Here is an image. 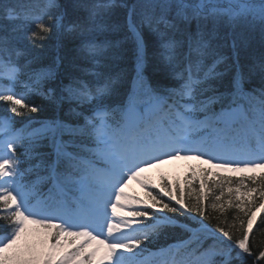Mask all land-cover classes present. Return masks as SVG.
I'll use <instances>...</instances> for the list:
<instances>
[{"label":"snow or ice","instance_id":"1","mask_svg":"<svg viewBox=\"0 0 264 264\" xmlns=\"http://www.w3.org/2000/svg\"><path fill=\"white\" fill-rule=\"evenodd\" d=\"M117 8L126 25L111 21ZM0 21L11 25L0 24V103L12 114L0 115V264H264L254 228L264 213V52L245 60L257 31L264 48V0H0ZM145 27L157 38L151 55ZM127 40L132 90L115 103L125 76L110 64ZM152 59L177 87L149 81ZM254 77L260 86L248 89ZM29 97L56 114L17 128L13 117L42 110ZM44 140L54 160L39 151ZM193 157L251 174L193 171L185 187L143 176ZM130 180L147 201L126 193Z\"/></svg>","mask_w":264,"mask_h":264},{"label":"trees","instance_id":"2","mask_svg":"<svg viewBox=\"0 0 264 264\" xmlns=\"http://www.w3.org/2000/svg\"><path fill=\"white\" fill-rule=\"evenodd\" d=\"M60 2L64 3L65 0H60ZM127 2L129 4H133L136 2V0H127ZM110 19H111V21L117 22L121 25H126V23H127V12L125 9L117 8L114 10L113 15ZM0 24L6 25L9 28L11 27V25H7V22L0 21ZM194 26L195 25L193 24V28H194ZM125 32H126V27L120 33L110 35L109 38L110 39H123ZM144 37H145V41H146L147 46H148L149 54L151 55L153 52L156 51L157 38L154 34L149 32L147 27L144 28ZM103 38H104L103 36L98 37L99 40H102ZM55 43H56V38L54 36L50 37L47 40L45 47H44V51L46 52L48 58L45 59V61H44L45 63H47L48 59H50L51 54H52V50H53V46L55 45ZM78 44H79V40L67 42V48L74 49L76 46H78ZM123 49H124L123 58L118 62L110 64V70L111 71H114V72H121L122 71L124 73V76H125V79L121 85L120 96L114 100L115 103H119L121 99L126 100L127 94L132 90V78L134 76V45L130 40H127L123 44ZM262 52H264V48H262L260 45L259 32L257 31L254 34L253 41L251 42L248 56L245 57L246 62H251L252 57L259 58ZM225 54L230 55V51L228 49H225ZM70 59H74L75 63H77L81 66H88L86 61L80 59L78 56H75V54H73V56L70 57ZM161 67L162 66L158 64L157 60L152 59L150 61L148 68L146 70V76L148 77L149 81L153 85L161 84V85H164L166 87H177L178 81L172 79L171 77H166L164 74H162V72L160 71ZM229 78L230 77L226 74L224 82L227 83ZM89 79H90V77H89ZM64 82L67 83L66 78L64 79ZM259 86H260L259 77H254L252 79V81L246 85V87L248 89H251L252 87L258 88ZM18 90L22 91V89H18ZM29 99L34 100L36 104L40 105L42 110L38 113H29L25 117H13L16 121V127L17 128L26 125L29 120L34 122L32 125L33 127L39 128L40 127V123H39L40 121L51 119L56 114V110L47 100H44L40 97H29ZM110 102H113V101H110ZM82 110L85 112V114H89L87 107L83 108ZM65 111H66V106L64 107V109H62L60 111L59 114L63 117ZM0 115H12L11 113L6 112V106L3 103H0ZM81 122H82V120H81ZM39 151H41L45 154H49L48 155L49 160L55 159L54 150L51 147L50 142L48 140L42 141V147L39 149ZM25 166H27V165H25ZM97 166H103V162L102 161L99 162ZM165 167L166 166L164 165V168ZM205 169H211V171H213V172H220L222 175H228V176H232V177H238L241 175L251 174V173H236V172H229V171H225V170H219V169L213 168L212 165H209V164L204 163V162H200V163H197V164H194L191 166L186 165V170L184 169L185 171L180 170L178 168H176L175 171H172L170 169L169 170L164 169L160 173L159 176L150 175L148 177V179H150L155 184H159L161 182L160 178L163 176V177H166L170 182H173V183H175L176 181H179L180 185L182 187H185V178L188 177L191 172L195 171L197 174H201L203 172V170H205ZM260 172H264V169L263 170H256V174H259ZM49 187H50V185L42 187L41 192L43 195H46L48 193ZM147 192H148V190H146L143 187L142 192L138 193L136 196H138L142 200L147 201L149 199ZM186 195H187V193H186ZM128 210H131V209H128ZM262 215H264V213L257 212V223H256V225H254L255 232H256V238L258 240L264 239V236H261V234H260V230L262 228H264V224L260 223V217ZM179 237H180V233L178 230H176L175 232H170L167 237H163L160 239V241L157 243L156 247L167 246V244L174 243ZM207 243L210 244L211 240L207 241ZM152 250L155 251L156 248L154 247V248H152ZM249 264H251V261L249 262Z\"/></svg>","mask_w":264,"mask_h":264},{"label":"rangeland","instance_id":"3","mask_svg":"<svg viewBox=\"0 0 264 264\" xmlns=\"http://www.w3.org/2000/svg\"><path fill=\"white\" fill-rule=\"evenodd\" d=\"M199 161L207 163V158L203 159H196V158H188V159H184V158H180V159H175V160H167L164 163L157 165L155 167L152 168H148L145 170V172L143 173V176L147 177L149 173H152L153 175L157 176L160 174L161 170L164 169H170L172 171H175L176 168L185 171L186 170V165H193L198 163ZM209 164V163H207ZM164 165L166 166L164 168ZM185 169V170H184ZM218 169V168H216ZM219 170H223V169H219ZM227 171V170H226ZM231 171V170H228ZM232 172V171H231ZM142 186L139 181L137 180H130L128 181V186L126 187L125 191L126 193H128L129 195H135L137 192H140L142 189ZM125 211H128V209H125ZM33 229H35L37 226L33 225L31 226ZM41 238V234L40 233H35L32 236L29 237L30 240L32 241H38ZM69 246L66 244L65 248H68Z\"/></svg>","mask_w":264,"mask_h":264}]
</instances>
